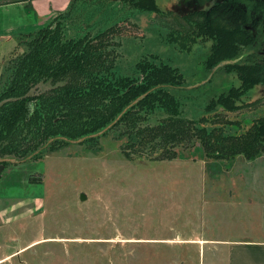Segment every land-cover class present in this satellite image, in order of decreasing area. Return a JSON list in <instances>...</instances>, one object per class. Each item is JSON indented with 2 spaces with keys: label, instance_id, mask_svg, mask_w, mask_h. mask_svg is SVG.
Listing matches in <instances>:
<instances>
[{
  "label": "rangeland",
  "instance_id": "1",
  "mask_svg": "<svg viewBox=\"0 0 264 264\" xmlns=\"http://www.w3.org/2000/svg\"><path fill=\"white\" fill-rule=\"evenodd\" d=\"M8 1L19 0L0 4ZM235 2L158 0L161 12L131 13L116 1L100 17L98 9L88 14L89 19L97 16L91 26L70 21L52 30L61 43L73 39L67 41L70 59L89 40L109 33L102 38L116 45L109 55L111 82L120 88L144 84L134 95L163 83H179L186 91L153 95L99 138L55 143L32 156L12 157L7 169L0 166V264H196L194 244L264 241V143L257 147L249 138L230 142L227 149H211L209 142L200 144L195 132L171 127L154 142L134 139L143 130L151 140L153 127L171 115L204 119L201 125L208 131L226 128V134L236 136L264 123V74L236 99L237 109L222 105L237 95L231 89L241 85L227 70L206 89L193 90L207 82L204 64L212 48V40L198 36V29L195 39L189 37L195 26L207 27L202 4L207 9L217 4L212 25L229 27L238 45L212 74L225 65L232 70L244 66L251 79L264 72V0ZM81 36L84 42H76ZM26 41L0 40V74L33 63L26 59L33 51ZM52 74L57 81H41L29 95L48 94L70 76L58 68ZM122 100L97 101L102 107L87 126L100 129ZM38 122L39 117L29 120L21 132L33 137ZM129 125L135 128L129 130ZM249 140L246 149L238 146Z\"/></svg>",
  "mask_w": 264,
  "mask_h": 264
},
{
  "label": "trees",
  "instance_id": "2",
  "mask_svg": "<svg viewBox=\"0 0 264 264\" xmlns=\"http://www.w3.org/2000/svg\"><path fill=\"white\" fill-rule=\"evenodd\" d=\"M116 1L123 3L131 13L135 10L147 12H161L162 10L158 0H73L69 8L60 14L49 27L36 33L21 35L16 38L19 41L27 40L26 42L33 46V51L29 52L26 57L27 60L30 59L33 63L29 64L25 69L16 68L12 73L0 74V159L5 160L0 161V166L3 169H7L12 164L9 161L12 157L24 158L32 156L41 147H51L55 143L71 144L80 140L85 142L99 138L117 128L126 117L132 115L138 106L142 105L153 95L160 94V92L165 93L169 90L186 91L184 87L178 86L179 83H170L165 86L163 83L162 86L148 88V90L134 95V89L144 86V84L140 83L139 86L130 85L120 88L117 82L112 83L109 77V72L112 69L109 66V55H112L110 48L115 50L116 45L104 41L102 37H106L109 34L106 32L97 36L92 42H89V40L87 42L89 44L84 47L78 57L70 59L71 50L68 48L69 43L67 41L73 42V39L67 40L66 38L67 41L61 43V39L58 37L59 33H52V30H58L59 27L70 21L73 22L72 24H85L82 28L88 27L87 24L91 26V24L97 22V16L100 17L102 13H106ZM234 1L239 2L238 4L247 5L249 0ZM15 2L17 1H8L3 4ZM201 7L200 13L207 18L208 23L205 25L207 27L195 26L192 36L189 37L195 39L193 37L194 33H196L195 29H198V36H205V38L212 40V48L204 64L206 75H204L203 80L207 82L193 88V90L206 89L207 85H210L213 81L214 76L227 70L226 73L233 74L235 78H238L242 86L231 89L237 95L231 101L229 100L230 102H220L227 107L231 103V107L237 109L240 104L236 102V99L260 83L264 72L261 71L262 73L257 74L256 78L251 79L248 76L249 74L244 72V66H239V70H232L230 66L225 65L212 74L214 67L225 58H228L230 54H234L238 45L229 27L212 25V10L217 7H211L209 8L210 10L203 4ZM97 9L100 12L98 14V11L95 13L97 15L96 18H87L89 17L88 14H93ZM113 20H108L107 23ZM112 31L113 28H109L107 32ZM47 34L48 36H46ZM41 35L46 37L39 38ZM84 39L85 37L81 36L76 39V42H84ZM226 67L228 68L226 69ZM55 68L68 72V75H70L61 80L64 85L56 87L45 95L34 97L29 95L31 89L37 83L55 79L53 78L54 74H52V69L55 70ZM82 72L86 74V77L81 75ZM56 81H53L54 85L57 83ZM83 82H86V84L81 85ZM84 95L85 99L78 100L80 96V98H84ZM118 98H123V100L110 121L102 125L98 130L90 129L87 126V121H89L87 119H94L96 117L94 111L102 107V105L98 106L96 102L103 100L106 102L109 100L116 101ZM217 103L221 104L218 101ZM38 117L39 122L33 137L30 138L26 136L24 131L23 133L21 132V129L27 126L29 120L32 121L34 118L38 119ZM100 120L104 121V117H100ZM203 122L204 119L201 122L194 120L184 121L176 115H171L168 119L163 118L160 124L153 127V134L150 135L151 140H149L143 130L138 132L134 139H140L138 143L143 141H145L144 143L154 142L163 136L162 130H167L171 127L179 131L185 129L188 130L186 132H195L200 144L205 147L209 142L208 146L212 145L211 149H227L228 143L249 138L253 142H258L257 147H263L264 123L253 126V132L236 136L226 134L224 132L226 128L213 127V131L210 132L207 127L201 125ZM73 123L75 124L72 125ZM186 123L189 126H185ZM198 124L200 126H197ZM131 127L134 126L132 125ZM131 127L129 125V130ZM106 129L108 130L105 131ZM83 131L85 132L83 133ZM103 131L105 132L102 135L95 136ZM249 144L250 140L238 146L246 149Z\"/></svg>",
  "mask_w": 264,
  "mask_h": 264
},
{
  "label": "crops",
  "instance_id": "3",
  "mask_svg": "<svg viewBox=\"0 0 264 264\" xmlns=\"http://www.w3.org/2000/svg\"><path fill=\"white\" fill-rule=\"evenodd\" d=\"M72 1L19 0L0 5V40H16L49 27ZM194 245L199 253L196 264H264V241H205Z\"/></svg>",
  "mask_w": 264,
  "mask_h": 264
},
{
  "label": "water",
  "instance_id": "4",
  "mask_svg": "<svg viewBox=\"0 0 264 264\" xmlns=\"http://www.w3.org/2000/svg\"><path fill=\"white\" fill-rule=\"evenodd\" d=\"M204 84V83H203ZM201 85V84H200ZM200 85H198V86H200ZM198 86H196V87H198ZM108 129H106L105 131H107ZM105 131H103V132H101V133H99L98 135H95V136H100V135H102ZM83 140H80V141H74L73 143H79V142H82ZM9 160V159H8ZM0 161H5V160H1L0 159ZM9 161H11V160H9Z\"/></svg>",
  "mask_w": 264,
  "mask_h": 264
},
{
  "label": "flooded vegetation",
  "instance_id": "5",
  "mask_svg": "<svg viewBox=\"0 0 264 264\" xmlns=\"http://www.w3.org/2000/svg\"><path fill=\"white\" fill-rule=\"evenodd\" d=\"M228 2V0H226ZM215 6L217 7V4H215ZM258 10V9H257ZM257 12V11H256ZM258 22V21H257ZM260 23L264 24V20H260Z\"/></svg>",
  "mask_w": 264,
  "mask_h": 264
}]
</instances>
